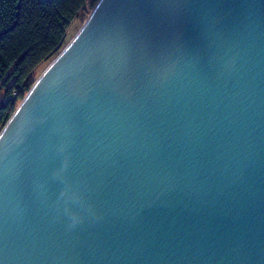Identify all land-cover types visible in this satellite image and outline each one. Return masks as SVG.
<instances>
[{
  "label": "water",
  "instance_id": "water-1",
  "mask_svg": "<svg viewBox=\"0 0 264 264\" xmlns=\"http://www.w3.org/2000/svg\"><path fill=\"white\" fill-rule=\"evenodd\" d=\"M0 264H264V0H97L0 131Z\"/></svg>",
  "mask_w": 264,
  "mask_h": 264
},
{
  "label": "trees",
  "instance_id": "trees-1",
  "mask_svg": "<svg viewBox=\"0 0 264 264\" xmlns=\"http://www.w3.org/2000/svg\"><path fill=\"white\" fill-rule=\"evenodd\" d=\"M87 3L0 0V131L38 78L36 68L68 43L67 30Z\"/></svg>",
  "mask_w": 264,
  "mask_h": 264
},
{
  "label": "rangeland",
  "instance_id": "rangeland-1",
  "mask_svg": "<svg viewBox=\"0 0 264 264\" xmlns=\"http://www.w3.org/2000/svg\"><path fill=\"white\" fill-rule=\"evenodd\" d=\"M97 0H88L87 3V10L82 11V14L76 17L73 22L71 23L70 27L67 30V36L66 39L68 42L72 40V38L76 35L78 30L82 27L84 24L85 20L87 19L88 15L90 14L89 12L93 9L94 4ZM85 13V14H84ZM48 66V62H43L40 64L36 70H35V75L37 77L40 76V74L44 71V69ZM3 98V93H0V99Z\"/></svg>",
  "mask_w": 264,
  "mask_h": 264
}]
</instances>
